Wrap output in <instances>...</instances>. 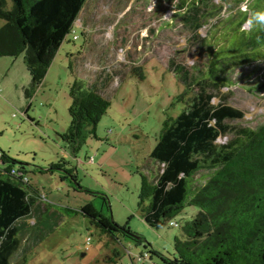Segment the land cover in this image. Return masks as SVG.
Listing matches in <instances>:
<instances>
[{
    "label": "trees",
    "instance_id": "obj_1",
    "mask_svg": "<svg viewBox=\"0 0 264 264\" xmlns=\"http://www.w3.org/2000/svg\"><path fill=\"white\" fill-rule=\"evenodd\" d=\"M88 1L0 0V20L5 22L0 29V58L24 56L31 77L26 99L32 100L42 86ZM219 1L159 0L157 7L173 11L192 41L188 54L176 52L167 60L166 70L186 89L178 99L186 108L164 122L138 196L141 218L150 227L158 231L169 224L180 229L174 254L150 252L162 264H264V121L254 127L239 124L245 113L223 92L238 82V70H242L239 79L250 81L256 63L264 62V25L245 28L252 12L264 11V0ZM244 3L247 11L241 8ZM206 26L202 37L200 30ZM138 71L144 79L142 69L133 66L132 72ZM97 75L87 87L77 79L69 89L70 126L61 137L74 155L89 137L97 138L98 124L111 106L108 83L115 78L122 81L127 72ZM256 86L264 91L261 77ZM1 151L0 264H12L23 242L24 220L40 208L43 198L30 184L26 167L20 164L16 169L18 162ZM65 161L39 170L74 176L75 169H67ZM188 206L199 212L192 220L175 222ZM71 211L88 218L114 242L143 244L139 234L120 227L93 203Z\"/></svg>",
    "mask_w": 264,
    "mask_h": 264
},
{
    "label": "rangeland",
    "instance_id": "obj_2",
    "mask_svg": "<svg viewBox=\"0 0 264 264\" xmlns=\"http://www.w3.org/2000/svg\"><path fill=\"white\" fill-rule=\"evenodd\" d=\"M158 5L159 0H89L29 111L24 89L31 77L24 56L0 58V146L18 163L27 164L28 180L43 198L40 208L24 220L23 242L12 264L25 260V264H162L151 251L174 254L180 229L169 224L153 229L141 218L138 205L141 176L148 173L145 166L164 122L186 108L178 102L186 89L165 66L176 52L188 54L192 41L174 12ZM3 24L0 20V29ZM208 27L200 30L202 37ZM187 62L194 60L189 57ZM133 66L142 69L144 79L141 71L132 72ZM256 66L250 81L239 79L242 70H238V82L223 89L230 104L245 113L239 124L247 127L264 121V91L256 86L257 77L264 80V62ZM120 70L127 75L108 83L111 106L98 124L97 138L89 137L74 155L61 137L70 126L71 84L78 79L87 87L99 71ZM62 160L67 169H75L74 176L39 170ZM89 203L120 227L139 234L143 244L114 242L88 218L71 211ZM198 212L188 206L175 222L192 220ZM145 253L148 257L141 258Z\"/></svg>",
    "mask_w": 264,
    "mask_h": 264
},
{
    "label": "clouds",
    "instance_id": "obj_3",
    "mask_svg": "<svg viewBox=\"0 0 264 264\" xmlns=\"http://www.w3.org/2000/svg\"><path fill=\"white\" fill-rule=\"evenodd\" d=\"M241 8L247 11V4H242ZM255 24L264 25V11H255L251 13L249 19L246 21V26L253 27Z\"/></svg>",
    "mask_w": 264,
    "mask_h": 264
},
{
    "label": "crops",
    "instance_id": "obj_4",
    "mask_svg": "<svg viewBox=\"0 0 264 264\" xmlns=\"http://www.w3.org/2000/svg\"><path fill=\"white\" fill-rule=\"evenodd\" d=\"M1 21H3V20H1ZM3 23H4V24H3V27H4L5 22L3 21ZM3 27H2V28H3ZM28 75H29V74H28ZM29 78H30V76H29ZM30 79H31V78H30ZM24 88H25V87H24ZM25 89H26V88H25ZM25 89H24V91H25ZM26 100H28V99H26ZM31 106H32V104H31V100H29V107H28V110H27V111H29V109H31ZM0 149L3 150V149L1 148V146H0ZM3 151H4V150H3ZM8 154H9V153H8ZM9 155H10L11 157H13L11 153H10ZM13 159H14V158H13ZM14 160L17 162L16 159H14ZM20 164H22V165H24V166H27V164H24V163H17V165H20ZM51 164H54V163H51ZM51 164H50V165H51ZM50 165H49V166H50ZM49 166H48V167H49Z\"/></svg>",
    "mask_w": 264,
    "mask_h": 264
},
{
    "label": "built area",
    "instance_id": "obj_5",
    "mask_svg": "<svg viewBox=\"0 0 264 264\" xmlns=\"http://www.w3.org/2000/svg\"><path fill=\"white\" fill-rule=\"evenodd\" d=\"M76 38V37H75ZM3 159V152L0 150V163H1V160ZM13 174H16V175H18V176H22V172L21 171H16V170H14L13 171ZM89 240H90V238H89Z\"/></svg>",
    "mask_w": 264,
    "mask_h": 264
}]
</instances>
